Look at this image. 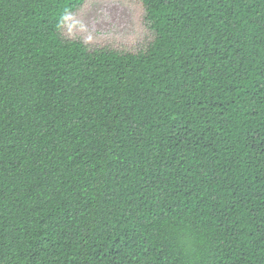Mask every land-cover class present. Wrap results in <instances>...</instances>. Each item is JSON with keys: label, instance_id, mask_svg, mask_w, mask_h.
<instances>
[{"label": "trees", "instance_id": "trees-1", "mask_svg": "<svg viewBox=\"0 0 264 264\" xmlns=\"http://www.w3.org/2000/svg\"><path fill=\"white\" fill-rule=\"evenodd\" d=\"M140 1L123 54L0 0V264H264V0Z\"/></svg>", "mask_w": 264, "mask_h": 264}, {"label": "rangeland", "instance_id": "rangeland-1", "mask_svg": "<svg viewBox=\"0 0 264 264\" xmlns=\"http://www.w3.org/2000/svg\"><path fill=\"white\" fill-rule=\"evenodd\" d=\"M145 16L140 0H85L67 17L61 34L66 40L84 43L91 51L105 48L137 54L154 40Z\"/></svg>", "mask_w": 264, "mask_h": 264}]
</instances>
